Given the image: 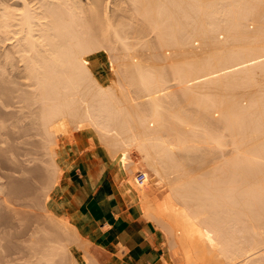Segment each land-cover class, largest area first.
Listing matches in <instances>:
<instances>
[{"label":"bare ground","instance_id":"obj_1","mask_svg":"<svg viewBox=\"0 0 264 264\" xmlns=\"http://www.w3.org/2000/svg\"><path fill=\"white\" fill-rule=\"evenodd\" d=\"M126 1L133 22L110 0H0V213L33 217L5 255L0 225V259L100 264L61 185L99 148L167 258L264 264V0ZM37 165L39 190L10 196Z\"/></svg>","mask_w":264,"mask_h":264},{"label":"crops","instance_id":"obj_2","mask_svg":"<svg viewBox=\"0 0 264 264\" xmlns=\"http://www.w3.org/2000/svg\"><path fill=\"white\" fill-rule=\"evenodd\" d=\"M61 185L65 211L92 242L100 264H167L160 235L141 217L134 193L99 150L79 154ZM115 240L125 247L120 255L112 250Z\"/></svg>","mask_w":264,"mask_h":264},{"label":"rangeland","instance_id":"obj_3","mask_svg":"<svg viewBox=\"0 0 264 264\" xmlns=\"http://www.w3.org/2000/svg\"><path fill=\"white\" fill-rule=\"evenodd\" d=\"M114 8L116 9L114 18H122L126 22H133V20H134L133 13H132V10H131V8H130V6H129V4H128V2L126 0H110V5H109V8H108L110 10V13L112 12V9H114ZM94 149L99 150L102 153V151L99 148H93V149H90V150H94ZM105 159H106V157H105ZM106 162H107V160H106ZM38 168H39L38 165L36 167H34L35 175H33L34 172L31 175H29V178H30L29 181H23V180L19 181V180H17V181H13L12 183H10L8 185L9 187H7V192L9 193V195L13 196V197L16 196V195L17 196H20V195L21 196H28L31 193V190H32L33 186L38 188V190H39V187H41L43 185V183H44V179L43 180L42 179L37 180L36 173L38 171ZM113 168L118 173L121 174V176H122V178L124 180V183L127 185L126 180H125V176L121 173L120 166L117 165V166H114ZM32 180L36 181V184H35L36 186L32 184V182H31ZM135 199H136V197H135ZM136 202H137V199H136ZM24 209H27V207L23 208V210ZM29 210L30 209L28 208V211H26V213H25V210L22 211L18 216L13 215V214L9 213L8 211H2L0 213L1 230L4 232L3 233V239H2L3 243L2 244H3L5 249H4V254L3 255H5V254H7L8 252H11V251H17L20 248L19 246H21V242L25 238L26 231L30 228V226H32V223H33V217L31 216V213H29ZM15 216L17 218H15ZM16 223H19V224L21 223L19 225L21 228L18 227V224H16ZM149 224H151L152 229L160 235V243L162 244L163 250L166 252L167 248H168V242H167V239H165L164 230H162V228L157 226L155 223H149ZM4 236H5V238H4ZM13 246H14V248H13ZM179 256L180 255L177 254V255L173 256L172 259L171 258L170 259L167 258L166 259L167 260V264H177V261L179 260ZM11 257H12L11 259H13V260H18L20 255L19 254H14ZM0 264H7V263L4 262L2 259H0Z\"/></svg>","mask_w":264,"mask_h":264}]
</instances>
